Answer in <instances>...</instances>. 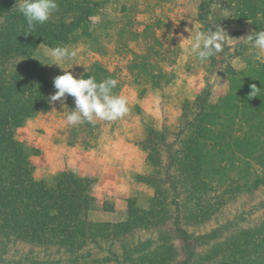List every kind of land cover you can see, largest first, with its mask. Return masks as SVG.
<instances>
[{
    "label": "rangeland",
    "instance_id": "1",
    "mask_svg": "<svg viewBox=\"0 0 264 264\" xmlns=\"http://www.w3.org/2000/svg\"><path fill=\"white\" fill-rule=\"evenodd\" d=\"M1 2L22 15L17 0ZM235 2L58 0L59 11L44 23L55 30V43L43 45L40 39L49 38L34 34L37 47L27 56L0 62L6 112L21 92L16 77L32 60L38 71L37 108L21 121L12 116L17 125L5 129L24 148L14 161L18 171L29 170L38 194L62 206L70 178L89 183L94 198L84 238L72 245L60 227L48 232L49 244L22 238L34 235L35 224L0 232V264H223L253 229L264 235V51L242 39L264 30V4L239 12ZM9 21L0 9V31ZM216 25L226 34L222 51L200 62L187 51L193 39L180 38ZM57 46L77 53L61 68L49 55ZM65 71L97 82L115 79L113 94L127 99L128 114L68 125L74 98L49 103L53 79ZM253 84L260 88L256 96ZM188 161L195 171L188 172ZM5 166L0 174L9 171ZM25 183L12 177L4 184L8 201L22 195ZM113 224L125 226L116 231Z\"/></svg>",
    "mask_w": 264,
    "mask_h": 264
},
{
    "label": "trees",
    "instance_id": "2",
    "mask_svg": "<svg viewBox=\"0 0 264 264\" xmlns=\"http://www.w3.org/2000/svg\"><path fill=\"white\" fill-rule=\"evenodd\" d=\"M229 1H236L235 4L237 9L240 10L239 12L246 10L245 6L255 9L257 8L256 5L264 4V0ZM3 5L4 4L1 2L0 9L4 11L5 17L10 21L8 25L0 31V62L12 63L10 59H12L11 57L13 55H15V58H19L22 55L27 56L30 50L37 47L35 46V42L38 40V37L34 34L39 33L40 38H49L48 41L40 39L43 45L55 43L58 37L54 29L49 28L45 24H43V27L37 24L33 29H29L26 20L22 21V15L16 11L9 10ZM263 10H261L262 13H259V16H263ZM76 14L77 12L75 16ZM256 15H253L254 18ZM261 22V19H257L256 26ZM23 24H26L27 30L23 28ZM262 26L264 27V24ZM61 29L62 26L58 28L60 31ZM30 64H32L31 68L27 67L21 71L23 73L22 77L21 75L16 77V90L17 92L21 90V92H18V94H20L19 97L16 96V105L13 108L7 109V112L4 111V107L0 108V113L3 115L0 120V165L4 161V163H6L5 167L9 169L6 174H0V220L3 221L0 232L4 235L5 232L11 231L17 233L18 230L24 231L26 224H29V227L35 224L32 227L34 235L32 237L22 236V238H29L31 241L34 240L49 244L52 236L47 235L48 232L51 231L53 234L60 227L63 232L69 233V239L73 245L75 239L84 238V225L86 221L84 215L92 210L94 206V198L90 194V184L79 183L72 178L68 179L65 186L67 190H69V197L67 198L66 204H64L65 206H62L59 202L52 201L50 195L47 199L43 198L42 195L38 194V188L36 187V183L29 176V170H25L21 173L18 171L19 166H16L14 163L22 154H25L24 148L19 142L11 140L12 135H5L7 133L5 129L10 128L9 126L17 125L15 122L12 123L9 121L12 116H20L15 118L21 121L31 116L37 108L38 100L37 97L32 95V91L37 87L36 80L38 78L36 79V74L38 71H32L34 67H37L34 60H32ZM43 75H46V72H44ZM43 75L39 76V78L43 77ZM1 77L2 76H0V78ZM24 92H27L28 95H24ZM2 95L3 94L0 93V101L2 98L3 100L6 99L7 106H9V97ZM24 96L27 98L23 99ZM188 163V172L195 171L194 161H188ZM12 177H16V180L22 178L26 181L21 190L22 195L20 196L19 193H16L14 202L8 201L7 195L3 192V190L6 191L4 184H10ZM198 192L199 191H195V194ZM208 201L209 200L206 199L204 202ZM8 204L12 205L8 208ZM60 207L62 209L61 213L63 218L60 217L61 213H52V210ZM55 219H60L59 223H57ZM112 226L116 231H120L124 228L125 224L122 226H120V224H113ZM41 228L45 231V236H43ZM97 230H103L102 224H98ZM254 231L253 229V232L248 235L249 239L241 241L234 246L233 250L235 251V257L231 255L229 263L223 262V264H264V235L258 237V234ZM117 233H115L116 236ZM91 238L92 237H89L88 239ZM224 258L226 259V257Z\"/></svg>",
    "mask_w": 264,
    "mask_h": 264
},
{
    "label": "clouds",
    "instance_id": "3",
    "mask_svg": "<svg viewBox=\"0 0 264 264\" xmlns=\"http://www.w3.org/2000/svg\"><path fill=\"white\" fill-rule=\"evenodd\" d=\"M17 5L29 29L48 22L59 11L58 0H17ZM213 29L199 31L194 38H180L182 42L193 39L187 51L200 62H205L222 51L226 34L217 25ZM242 39L245 43H251L252 50L264 51V31H253ZM49 55L54 61L51 65L60 67L64 61L74 60L77 53L67 46H57L49 50ZM53 85L56 91L50 96L49 103L60 102L64 105L69 96L74 98L75 108L66 114V123L70 126H78L84 122L94 125L98 120L113 122L122 119L129 112L127 99L113 94V89L117 86L115 79L107 78L97 82L94 77L76 78L73 73L65 71L63 75L53 79ZM259 91L260 88L255 84L251 85V96H256Z\"/></svg>",
    "mask_w": 264,
    "mask_h": 264
}]
</instances>
